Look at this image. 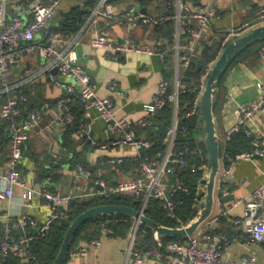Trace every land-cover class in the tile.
Wrapping results in <instances>:
<instances>
[{
    "label": "built area",
    "instance_id": "obj_1",
    "mask_svg": "<svg viewBox=\"0 0 264 264\" xmlns=\"http://www.w3.org/2000/svg\"><path fill=\"white\" fill-rule=\"evenodd\" d=\"M63 0H0V77L2 87L0 98L4 101L0 105V122L7 123L9 135V153L5 168L0 173L2 188L0 200H10L14 197L15 190H20L21 205L34 208V200H43L50 210L49 217L43 223L32 220L27 215L13 217L12 214H0V258L16 256L24 261L34 258L31 242L42 239L51 229L54 221L66 219L72 213L71 205L83 198H110L117 195H127L137 198L141 202L140 211L144 213L151 199L159 200L162 208L170 218L176 219L180 227L185 226L178 218L177 208L183 204L181 194H190L188 185L179 176V172L187 170L195 163L189 162L190 156L196 150L189 144L178 146L180 133L187 135L184 120L199 115L200 98L205 89L206 80L217 61H211L205 69V74L200 78V90L194 99L193 105L186 113L179 110V94L185 86L179 80L181 68H187L194 56L198 54L199 47L209 43L205 30L212 20L219 18L218 7L211 5L191 6L185 0H176L177 29L174 41V78L173 92L168 93L169 82L161 79L152 100L143 105L144 118L135 122H128L117 115L114 102L109 97H100L91 74L78 60L76 48L83 44L90 29L97 24L100 17L111 18L116 10L111 0H97V3L88 12L83 13L81 24L72 35H65L52 28H48L52 18L59 12ZM81 2L83 0H80ZM165 20L164 17H154L137 10L129 9L126 21L131 25H144L154 28ZM195 20L194 23L191 21ZM246 24L245 26H248ZM187 26V29L185 28ZM45 29V31H43ZM231 31L222 42L225 46L236 35ZM186 36V37H185ZM185 37V38H184ZM88 44L103 50L113 60H119L122 54L138 53L158 54L157 46L137 43L133 39L114 40L102 35L89 38ZM36 54L43 61L42 67L32 74L27 80L40 78L45 73L50 81L66 92L56 102V115L52 121L54 126H74L76 118L73 110L72 96H78L83 120L75 128V133L80 140H91L93 124L100 119L105 124V131L111 136V141L104 144L108 147H126L134 150L133 161L138 163L137 174L134 177L120 178L115 184L110 185L107 180L98 176L82 164H77L73 178V188L69 193L54 192L49 183L39 186L27 184L21 174V164L24 160V145L36 130L43 128L44 113L50 103L43 102L32 108H24L28 101L23 88L24 82L10 85L7 74L12 67H20L27 55ZM264 59V47L260 52ZM162 57L165 56L161 52ZM57 73H54V70ZM70 80V81H68ZM264 92V85L258 83ZM111 95L120 93L118 83L109 86ZM231 99L228 95L227 101ZM172 104L173 117L171 124L161 140L162 149L155 156L150 157L147 151L153 146L152 141L138 135V129L149 126L150 119L167 106ZM92 111L97 116L92 115ZM264 111V93L257 101L240 106L238 121L231 126L224 138L221 147L220 162H224L223 169L219 171L216 179V200L221 203V198L229 194L224 184L234 178V170L238 161L252 160L255 157H264V140L254 138L252 127L256 114ZM243 132L247 138L253 139L251 151L236 154L227 152V142L231 137ZM124 163V158L113 157L103 162L108 167H119ZM205 170V166L200 167ZM50 181V178L47 179ZM241 202H244L240 200ZM198 203V201H197ZM264 184L254 190L248 200L244 202V212L235 217L232 223L248 234L250 241L258 244L264 240ZM228 209H220V214L226 216ZM103 235L93 237L86 245L69 253L70 258L86 256L91 248H98L102 238L116 233L115 224L126 222L127 219L116 214L96 218ZM126 250L128 264H257V257L252 253L240 261H230L225 258L224 252L234 240L230 235H219L209 232L204 223L189 235L186 241H173L157 249L140 252L135 245L136 234L139 226L134 218ZM212 220L210 223H214ZM32 228L33 231H29ZM65 264H68L66 260Z\"/></svg>",
    "mask_w": 264,
    "mask_h": 264
},
{
    "label": "crops",
    "instance_id": "obj_2",
    "mask_svg": "<svg viewBox=\"0 0 264 264\" xmlns=\"http://www.w3.org/2000/svg\"><path fill=\"white\" fill-rule=\"evenodd\" d=\"M48 1L43 0L44 3ZM169 1L149 0L141 7L146 8V14L148 15L164 17V21L172 20L174 22L175 41L177 29V21L174 19L177 10L176 0ZM185 1L192 7L202 4H215L218 7L219 18L212 20L210 26L205 30L209 43L204 44L211 45L222 36H227L231 31H237L238 34L235 36L237 37L264 24V0ZM110 2L116 10L114 16L111 18L100 17L95 27L93 26L90 29L85 42L76 48V52L79 62L91 74L98 95L113 100L119 117L126 119L128 122H135L144 118L143 105L152 100L156 86L162 78L164 79V73L168 70L169 65L165 61V56L160 55V50L158 54L154 55L126 53L122 54L119 60H113L103 50L94 49L88 44L89 38L98 34L114 40L133 39L144 45H158L156 39H154L152 28L144 25H131L126 21L127 13L130 8L137 5L136 1L111 0ZM96 3L97 0H83L82 2L80 0H63L59 12L50 22L52 29L64 34L60 30V28H63L62 24L66 25V22H74V14L86 13ZM191 22L194 23L195 20ZM78 24L79 21L75 26L76 29L80 26ZM246 24L249 25L245 26ZM202 45L199 47L198 54L202 51ZM262 47H264V42L254 44L243 56L237 57L222 76L214 104V122L221 147L224 145L223 138L227 130L238 121L240 106L257 101L264 93L258 87V83L264 85V59L260 56ZM222 51L223 49L220 50V54ZM42 65L43 61L38 55H27L20 67L10 68L7 74L8 84L25 83L23 88L28 101L24 108L29 109L43 102L50 103V107L44 113L42 130H36L24 145L21 174L27 184L39 186L48 182L49 187L54 192H71L75 167L78 164L74 160L78 154L93 171L95 177H104L110 185L115 184L120 178L134 177L137 174V167L124 170L121 167L111 168L103 164L105 160L113 157L124 158V161L126 158L131 159L135 152L133 149L123 146L105 148L104 144L111 141L112 138L106 133L105 124L100 119H97L93 124L91 140H80L73 126L58 127L52 125L56 115V102L60 96L66 95V92L53 84L46 73L38 79L27 80ZM114 82L118 83L120 93L111 95L109 86ZM229 94H231V99L227 101ZM3 101L4 97H1L0 105ZM72 102L74 115L76 116L80 113L79 108L81 105L74 99ZM81 114L83 116L82 112ZM92 115L95 117L97 113L92 111ZM1 127L2 123L0 124V173L5 168L9 153L7 127L3 132ZM252 127L254 138L264 140V111L256 114ZM141 137L146 138L144 135ZM247 139L251 148H253V139ZM243 151L248 150H239L238 153ZM223 166L224 162L221 161L220 171ZM49 178L50 181L47 180ZM262 184H264V157L238 161L234 170V178L227 180L224 184L225 190L229 192L228 195L231 197L221 203L215 200L212 213L204 223L209 232L230 235L231 238H234L224 252L225 258L230 261H240L242 258L255 253L257 264H264V240L258 244L252 243L248 234L232 223L235 217L243 214L244 202ZM1 188L2 183L0 181V191ZM200 190L198 186V192ZM92 199L95 198L90 197L80 200L88 201ZM199 205L198 202L196 204L198 212ZM222 208L229 210L226 216L219 215ZM8 213L12 214L13 217L27 215L41 224L49 217L50 210L45 202L40 199L34 200V208L22 206L20 190L16 189L12 199L0 200V214ZM213 219L216 221L210 223ZM132 226L133 223L127 231L115 229V234L103 236L101 246L91 248L86 256L68 257V264H128L126 250ZM28 230L33 231L32 228H28ZM93 232H91L93 233L91 235H86L83 232L76 244V249L86 245L93 237L103 235L99 224L98 230L96 229V232L95 230ZM135 245L137 246L136 241ZM0 264H2L1 258Z\"/></svg>",
    "mask_w": 264,
    "mask_h": 264
},
{
    "label": "trees",
    "instance_id": "obj_3",
    "mask_svg": "<svg viewBox=\"0 0 264 264\" xmlns=\"http://www.w3.org/2000/svg\"><path fill=\"white\" fill-rule=\"evenodd\" d=\"M140 6L149 0H134ZM169 1V0H168ZM171 2V1H169ZM172 7V6H171ZM170 7V8H171ZM172 10V9H171ZM83 13L74 14L72 23L66 22V25L62 24L63 28H60L65 35L74 34L77 29L75 26L78 21L81 24V18ZM78 24V25H79ZM187 29V26L185 27ZM154 30V39L158 43V48L161 52L165 53V61L168 63V70L164 73V79L167 80L170 84L168 87V93L173 92V78H174V22L172 20L161 22L159 25L152 28ZM186 37V36H185ZM184 37V38H185ZM226 36H222L218 41L209 45L203 44L202 51L194 56L187 68H181L179 72V80L185 86L183 92L179 94V110L181 114L186 113L191 109L194 99L197 97L200 90V78L205 74V69L209 63L215 60L220 50L225 46H222ZM161 41V42H160ZM249 47L238 57L243 56L246 52L251 49ZM222 79V78H221ZM76 100L79 105L80 101L78 96H72V101ZM80 113L76 114V124L73 126L74 129L77 125L83 120L81 114V106L79 108ZM173 117V108L172 104L168 103L167 106L161 110H158L156 114L150 119L149 126L142 127L138 129V135H144L147 139L152 141L153 146L150 150L147 151V154L152 157L162 149L161 140L164 137L166 131L168 130ZM199 115H196L192 118L184 120V125L187 127L188 134L184 135L180 133L178 146H184L189 144L193 149L196 150V154L190 156L189 162L191 164L195 163V167H189L187 170L179 172V176L184 182L188 185L190 194H181L180 198L183 200V204L177 208L178 218L183 224H187L190 221L194 220L198 216V210L196 208L197 197H198V186L200 180L203 178V170L200 169L204 164H206L201 158L199 151L197 149L196 136L199 134ZM2 123L1 130H5L7 124ZM248 150L251 151L249 140L245 137L243 132L234 134L231 139L227 142V152L230 154H236L238 151ZM133 158V157H132ZM126 158L124 163L120 165L121 169L127 170L132 167H138V163L134 162L133 159ZM75 163L82 164L85 167L89 168L82 160L80 154L76 155ZM90 169V168H89ZM106 204H115L132 207L136 210L140 209L141 202L139 199L127 196V195H117L110 198H95L88 201L77 200L71 205L72 213L66 219H58L53 222L51 229L46 233V235L39 240H34L31 242V249L34 254V258L29 261H23L21 258L16 256H9L7 258H1L2 264H53L60 247L62 245L64 236L67 229L71 225L72 221L81 213L92 208L94 206L106 205ZM144 214L152 219L153 221L166 226V227H180V223L176 219L170 218L165 210L162 208V204L159 200L151 199L147 204ZM118 217L127 219L126 222L118 223L114 225L116 230H129L131 224L133 223L131 217L126 215H117ZM98 220L91 219L84 223L76 232L74 238L72 239L69 253L76 249V244L84 232L86 235L93 234L94 230H98ZM92 230V231H90ZM93 232V233H91ZM136 248L140 252H145L149 249L161 248V246L156 241L153 231L147 225H140L136 234ZM186 237H162L160 239L162 246H166L168 243L173 241H186ZM66 259V260H67Z\"/></svg>",
    "mask_w": 264,
    "mask_h": 264
},
{
    "label": "water",
    "instance_id": "obj_4",
    "mask_svg": "<svg viewBox=\"0 0 264 264\" xmlns=\"http://www.w3.org/2000/svg\"><path fill=\"white\" fill-rule=\"evenodd\" d=\"M136 7L137 10L143 13L147 12L146 8L141 7L139 4H137ZM48 28H52V24H49ZM43 31H45V29H43ZM262 42H264V24L235 37L223 48L222 53L219 55L206 80L205 89L200 98L198 118L199 134L196 136L197 148L201 158L207 164L204 170L205 175L199 182V189H201V192H198L197 197L200 203L198 216L183 227H166L153 221L140 210H136L132 207L115 204L94 206L78 215L72 221L66 231L62 245L53 264H65L72 239L77 230L87 221L96 219L100 216L116 214L134 218L137 223L139 222L141 225H147L152 229L154 237L160 246H162L160 241L162 237H188L195 233L199 226L210 217L216 200V179L220 171L221 146L215 128L214 104L218 95L221 78L228 67L241 53L254 44ZM53 72L57 73V70L55 69ZM259 158L258 156L255 157V159ZM230 197V195L222 197L221 202L227 201Z\"/></svg>",
    "mask_w": 264,
    "mask_h": 264
},
{
    "label": "rangeland",
    "instance_id": "obj_5",
    "mask_svg": "<svg viewBox=\"0 0 264 264\" xmlns=\"http://www.w3.org/2000/svg\"><path fill=\"white\" fill-rule=\"evenodd\" d=\"M43 1V0H42ZM205 166V168H206V166H207V164L206 165H204ZM205 174H203V176H204Z\"/></svg>",
    "mask_w": 264,
    "mask_h": 264
}]
</instances>
